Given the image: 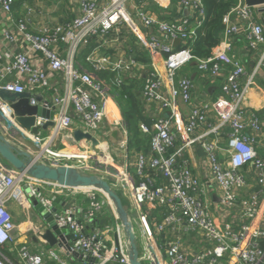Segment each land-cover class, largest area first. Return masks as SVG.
Segmentation results:
<instances>
[{"label": "built area", "instance_id": "1", "mask_svg": "<svg viewBox=\"0 0 264 264\" xmlns=\"http://www.w3.org/2000/svg\"><path fill=\"white\" fill-rule=\"evenodd\" d=\"M134 2L73 0L68 9L72 16L68 14L65 19L52 22L35 20L46 8L40 0H21L24 14L19 16L15 14L16 0H0V12L7 14L6 23L0 28V42L6 45L0 50V89L18 94L30 92L31 105L56 111L54 126L42 129L47 119L35 115L34 125L26 129L11 104L0 95V120L4 126L0 129L9 140L42 162L61 165L57 158L66 162L76 160L66 165L96 170L81 162L89 160L88 164H93L99 152L94 151L91 142L75 140L70 113L73 110L81 119L78 130L96 136L102 144L109 142L98 134L107 118L112 126L110 131L119 134L116 155L129 157V131L123 113L117 108L107 83L83 68L79 56L88 44L97 43L86 60L94 71H116L118 78L120 73L132 69L134 60L124 53L120 55L124 57L113 62L107 43L124 32L133 33L152 61L143 78L142 95L147 102L170 110L171 115L159 117L153 128L140 124L151 139L148 153L134 154L136 174L140 176L138 182L126 166L119 168L113 163L111 166L116 173L117 168L122 170L118 188L129 199V215L136 211L135 220L144 221L150 253L157 257L159 264H264V133L258 114L245 108L249 84L242 83L245 68L234 53L235 39L240 34L252 50L264 45V24L260 21L262 15L264 18L261 10L264 5L249 6L245 0H238L223 17L221 41L213 47L210 56L199 58L192 54L190 43L205 17L202 0H180L181 6L189 8L193 15H180L176 21L159 18L145 5L134 11ZM192 17H196L195 24L191 22ZM177 38L180 42L175 45ZM156 57L163 61L164 73L156 67ZM191 62L215 79L225 73L217 99L193 103L194 82L188 76L179 75ZM261 69L264 70V50L257 66V70ZM59 75L64 78L62 87L53 86L52 82ZM35 94L42 95L41 102L36 100ZM177 99L192 102L185 126L179 133L173 123ZM35 127H39L37 134L32 132ZM199 129L202 132L196 134ZM64 132L67 133L65 149L57 144L60 140L57 137ZM225 135L228 141L221 157L219 139ZM197 143L206 152L204 166L208 180L195 175L185 156V151ZM45 146L48 150L43 152ZM63 150L75 152L65 157L59 155L68 152ZM108 151L112 155L110 149ZM95 159L99 160L98 156ZM112 162L117 164L114 158ZM250 164L257 172L258 188L245 196L243 192L250 182L242 168ZM211 182L216 186L217 202L215 197H210L208 184ZM26 187L50 212L57 204L56 190L64 189L67 194L84 193L87 208L83 220L75 217V212L82 209L80 199L54 213L57 225L66 227L73 236L68 241L59 239V244L55 245L67 259L93 264L75 258L73 251H78L84 257L96 259V264H131L130 244L118 217L88 235L83 232L93 220L102 218L106 202L100 195L108 197L102 190L39 180L22 175L5 162H0V264H45L47 257L55 263L67 264L51 248L55 246L42 238L48 223L37 218L36 208L29 206ZM15 205L23 209L24 219L20 223L14 220L12 208ZM158 208H164L162 219L154 214ZM215 211L222 212V221L216 219ZM176 228L180 229V236L166 234ZM187 234L197 242L196 246L189 244L188 249L184 247ZM38 242L50 248L34 245ZM67 244L73 247L72 251ZM137 244L139 259L152 264L141 259L146 248L138 239Z\"/></svg>", "mask_w": 264, "mask_h": 264}, {"label": "crops", "instance_id": "2", "mask_svg": "<svg viewBox=\"0 0 264 264\" xmlns=\"http://www.w3.org/2000/svg\"><path fill=\"white\" fill-rule=\"evenodd\" d=\"M48 3H50L52 6H46L45 10H44V14L42 16H37L35 18L36 21H58V20H63L66 17H68V14L70 16H72L71 14V10H68L71 8V5H73L72 1L73 0H47ZM147 6L149 8V10L153 11L154 13H156L159 18L161 19H166L169 21H176L180 18V15L182 16H192V12L190 11L189 8L186 7H182L180 4V0H178L177 2L174 3V0H135L134 4H133V10L136 11L137 8H139L140 6ZM57 6V8H56ZM171 10H173V13L175 14V17L173 18L174 20H170L167 18H162L160 17L161 15H166L168 14ZM15 14L16 15H22L24 14V7H21V0H16V4H15ZM262 18L260 19V21L264 24V20H263V15L261 16ZM194 18V17H192ZM7 20V14L0 12V28H2L4 26V24L6 23ZM196 23V21H195ZM157 30H153V32H156ZM124 35V33H122ZM123 35L121 37H123ZM131 35V39H132V43L135 44L136 47L140 48L141 50H146L142 44L138 41V39L135 37V35L133 33H130ZM132 44L129 47V50L126 51L127 55L129 58L131 57L134 60L132 69L128 72H125L124 74H128L129 78H139L138 75L140 74V72L145 71L144 73L146 74L148 72V70L150 69V63L152 62L150 60V62L148 64L138 60L135 58L134 53H131L129 51L132 50ZM234 53L237 54V57L240 59V61L242 62L244 68H245V76H243L242 78V83L243 85H247L248 86V93L246 94V98L244 100V104H245V108L249 111L252 112H256L258 114V116L260 117V123H261V127H262V132L264 133V70H257V66L261 57V54L264 50V45H260L258 49L256 50H252L248 47L247 41L244 38V36L242 34L238 35L235 39V44H234ZM6 48V45L2 44L0 42V50H4ZM15 50V49H13ZM147 51V50H146ZM110 52L112 53L111 55V59L113 60V62L117 61L118 59H120L121 57L124 56H120L117 55L115 53L112 52V50H110ZM116 56V57H115ZM155 64L156 67L159 69V71L161 73H164L165 71V67L163 64V61L156 57L155 58ZM187 70L186 72L182 73L183 76H188L190 77L193 82H194V89H193V93H192V98H193V103H197V102H201V101H213L215 99L218 98V96L221 94V85L225 79V73H223L221 75V77L215 79L213 77H211L208 73L206 72H202L198 69L196 63L191 62L189 64H187ZM186 66V65H185ZM112 71V70H111ZM145 74H143V78L145 76ZM180 75V72H179ZM64 78L62 75H59L58 78L56 80H54L52 82L53 86L56 87H62ZM139 94H140V100H141V95L142 92L139 90ZM142 110L144 112V115L146 117L149 118V123H147L146 125L149 126L150 128H153V124L155 122V120H157L159 117L161 116H165L168 117L171 115V111L168 109H161L159 104L157 103H149L147 102L143 95H142ZM116 100V99H115ZM116 106L117 108L123 113L121 106L119 105V103L116 101ZM192 108V102L186 103L180 99L176 100V110L174 112V118H173V123L175 125V131L177 133H179L183 127L185 126V122H186V117L188 116V114L190 113V110ZM71 115L73 117V129L77 130L80 126H81V119L80 117L76 114L75 111L71 110ZM111 125L109 120L106 118L103 122H102V126L101 129L99 130L98 134L109 141L110 146L112 147H116L115 144H117L118 139H119V134L116 133V135L114 134V131H110L111 129ZM228 129H226V133H227ZM202 132V129H199L196 131V134H200ZM195 134V135H196ZM66 135L67 133H63L61 135H59L57 137V140L61 141L62 137L63 139H66ZM214 135H211V137ZM227 136H222L219 139V146H220V151H219V155L222 157V149L225 148L227 146ZM27 141V140H25ZM57 144H59V142H57ZM116 149H114V151L116 152ZM200 149H203L200 144H195L193 147L188 148L185 151V156L186 158H188L189 160V164L193 170V172L195 173V175H197L198 177H200L201 179L204 180H208V177L206 176V169L204 166V159H205V154L202 152H199ZM204 150V149H203ZM205 152V151H204ZM259 152L261 153V148H259ZM206 153V152H205ZM134 154L135 152H130L129 153V157L124 158V164L129 171L131 172V174L133 176L136 175V172H134L135 167V162H133L134 160ZM99 157V155H98ZM122 165V166H123ZM242 170L247 174V178L249 179V186L245 188L244 190V195L248 196L249 194H251L254 190H256L258 188V184L255 181L256 179V170L255 168L250 164L247 166H243ZM210 183V182H209ZM209 185V191H210V197H215L216 199H214L215 202L218 201V194H216V186L215 184H213L211 182V184ZM58 192H54V195H56V207L58 209L61 208H65L67 207V205H69L71 202H75L78 201V199L82 200V209L75 212V217L79 218L80 220L84 219V211L87 208V203L84 200V193L82 191L80 192H75L74 194H67L66 192H63L62 189H58L56 190ZM129 199L126 198V203H127V210H128V206H129ZM111 201V200H110ZM125 204V203H124ZM126 206V204H125ZM214 210V206L212 208ZM39 213V212H38ZM224 216L225 212H224ZM116 217L119 218L117 212H116V208H115V204L111 201L109 202V204L107 203L105 205L104 208V212L102 214V218H106L108 220L112 219L115 220ZM130 217L132 219L136 218L134 217V215H130ZM215 217L218 221H222L223 220V215L222 212H217L215 211ZM37 218H42V216L39 214V216H37ZM227 219V218H226ZM229 219L232 220V216H229ZM111 221V220H110ZM119 221L121 222L120 218ZM135 226H136V234H137V238L138 240L141 241V243L145 246L146 248V253L144 255H142L141 259L145 260V261H150V257H149V252H148V244L145 240V236L142 233L140 224L138 222V220H135ZM235 228H239V225L236 224ZM166 234H168V236L170 237H178L180 236V229L176 228V229H170ZM195 235V234H194ZM189 241L190 244H193L196 246V240L193 238L192 235L187 234L186 237ZM189 243L185 242L184 247L186 249L189 248ZM55 261L52 258L47 257L46 258V262L45 264H54Z\"/></svg>", "mask_w": 264, "mask_h": 264}, {"label": "water", "instance_id": "3", "mask_svg": "<svg viewBox=\"0 0 264 264\" xmlns=\"http://www.w3.org/2000/svg\"><path fill=\"white\" fill-rule=\"evenodd\" d=\"M249 6H260L264 5V0H245ZM261 10L264 12V6ZM264 20V18H263ZM179 38L175 40V45L179 43ZM0 95L6 101L11 104L15 115L21 126L26 129H30L35 123V115H40L45 117L47 120L43 124L42 129H48L55 125V109L47 110L40 106H33L30 104V98L33 96L30 92L25 93H13L7 90L0 89ZM36 100L38 102L42 101L41 94H35ZM32 132L39 133V127L32 129ZM113 135H116L114 132ZM74 138L78 142H91L96 148L100 142L96 136L89 133H85L81 130L74 131ZM199 152L205 154L203 149ZM0 158L8 165L14 167L22 175H28L30 177L44 180L52 181L58 184L64 185L66 187H95L102 190L109 199L115 204L116 212L124 226V230L127 234L129 244H130V261L131 264H145L139 259V248L137 244L136 234L133 229V223L129 212L123 202L122 196L116 191L112 186L111 182L101 176L96 174H89L87 172L78 170L73 166L68 165H52L46 162L38 160L30 152L24 150L13 141L9 140L2 130L0 129ZM28 192V200L37 209L42 218L48 223V228L42 235V238L50 245L55 246L59 244V239L62 241H68L73 239L72 234L67 232L66 227H59L56 223L55 212L58 211L57 207H54L52 212L47 211L40 200L34 196L33 192L29 187H26ZM111 221L106 218H98L93 220L91 226H87L83 232L88 235L91 231L101 228L105 225H110ZM36 240V238H34ZM70 251L73 250L70 244H67ZM73 256L93 264L97 263V260L84 255H80L78 251H73Z\"/></svg>", "mask_w": 264, "mask_h": 264}, {"label": "trees", "instance_id": "4", "mask_svg": "<svg viewBox=\"0 0 264 264\" xmlns=\"http://www.w3.org/2000/svg\"><path fill=\"white\" fill-rule=\"evenodd\" d=\"M177 1L178 0H174V3ZM202 2L205 17L202 24L197 29L196 38L190 43V48L194 56L206 58L210 56L213 47H215L221 41L224 30V15L238 3V0H202ZM160 17L174 20L173 18L175 17V14L173 13V10H171L168 14L161 15ZM195 21L196 17L191 18L192 24H195ZM131 44L132 50L129 52L134 53L136 59L148 64L150 62L148 52L136 47L132 42ZM96 45L97 43L92 42L83 48L80 53L79 61L82 65H85V69H91V65L86 60V55L91 52ZM96 76L98 78L108 77L107 79H115L116 81L117 72L111 70L97 71ZM126 80L127 83L119 81L117 82H119V86L121 87V92L119 93V105L122 108L123 117L129 131L128 148L131 152L133 151L136 153L143 151L148 153L150 151L151 137L150 135L145 134L140 127V124L149 123V118L144 115L142 110L143 103L139 100V90L141 91L142 89L143 76L136 79L127 77ZM135 87H137V89L132 90ZM123 202L126 204V198H123ZM164 213V208H158L154 212V214H156L159 219L163 218Z\"/></svg>", "mask_w": 264, "mask_h": 264}, {"label": "rangeland", "instance_id": "5", "mask_svg": "<svg viewBox=\"0 0 264 264\" xmlns=\"http://www.w3.org/2000/svg\"><path fill=\"white\" fill-rule=\"evenodd\" d=\"M38 1V0H37ZM40 3L42 4V5H45V6H52L50 3H48V1L47 0H40ZM35 5V4H34ZM56 8H57V6H56ZM116 37H118L116 40H114L113 42H109V43H107V48L109 49V51L110 50H112V52L113 53H115V54H117V55H121V54H124V53H126V51L129 49V47H130V45H131V42H132V39H131V35H130V33L129 32H124V35H123V37H120L119 35H117ZM116 57V56H115ZM87 66V65H86ZM89 66V65H88ZM82 67L84 68L85 67V65H82ZM187 67H188V65H186V66H184L179 72H180V75H182V73H184V72H186V70H187ZM90 71H91V74H93V75H97V71H94L92 68L90 69ZM145 71H143V72H140V74L138 75V77L139 78H141L142 77V73H144ZM145 74V73H144ZM127 77H129V75L128 74H124V73H120V77H118L117 79H116V81H115V79L114 80H112V79H107L108 77H100V78H98L99 80H101V81H103V82H105V83H107V85L109 86V89H110V92L112 93V95L114 96V98L116 99V101L119 103V93L121 92V87L119 86V82H124V83H127V80H126V78ZM117 81H119V82H117ZM139 86V85H138ZM126 87H129V86H126ZM140 87V86H139ZM135 89H137V87H135V88H133L132 90H135ZM141 98H142V95H141ZM143 99V98H142ZM140 100V99H139ZM141 101V100H140ZM120 104V103H119ZM18 139H21V140H23V137H18ZM60 143H59V146L60 147H62L63 149H65L66 148V145H64V143L66 142V140L65 139H61V141H59ZM27 143L29 144V146H32V147H35L36 148V146H34V144L31 142V141H27ZM43 145V143L42 144H40V146H42ZM109 145V146H108ZM115 146L116 147H112V146H110V144H109V142L106 144V147H107V150H109L110 149V152L112 153V155H110V153H109V155H110V157H111V159H115V161H116V163L118 164H115L114 162H112L113 163V166L115 165V166H117V167H119L120 168V166H122L123 164H124V161H123V157H118L117 155H116V153H115V151H114V149L115 148H117L118 147V145L117 144H115ZM99 147H96L95 149H94V151L95 152H99ZM63 151H68V152H75V151H73V150H71V151H69V150H63ZM109 152V151H108ZM99 155V154H98ZM98 155H96V156H94V160H93V164H88L89 163V160H87V161H81V159H79L81 162H84V163H86L88 166H89V168H94V169H96V170H89V169H87V168H85V171L84 170H81V171H84V172H87V173H89V174H96V175H98V176H101V177H104V178H106V179H108L110 182H111V184H112V186L116 189V191L118 192V193H120V195L123 197V198H126V196H125V194L121 191V190H119V188H118V185H117V182H118V179H120V171H122L121 169H119V168H117V172L118 173H116V171H114L115 169H113L112 168V166H104V165H102L101 163H99V162H97L96 161V157L98 156ZM57 161L58 162H60V163H62L61 165H66V163H68V164H73V162H76V160H70V162H66V160H64V159H62V158H57ZM0 162L1 163H3L4 161L0 158ZM133 162H135V159L133 160ZM68 166H71V165H68ZM123 166H125V165H123ZM136 167V166H135ZM134 172H136V168L134 169ZM139 175H135L134 176V180L136 181V182H138V180H139ZM61 185V184H60ZM63 192H67L66 190H64L63 189ZM101 198L103 199V200H105V202H106V204L108 203L109 204V202H111L110 201V199H109V197H106L105 195H103V193H101ZM29 206L31 207V208H33V209H35L34 207H33V205H31V203H30V201H29ZM126 207H127V203H126ZM12 212H13V216H14V220H15V222L16 223H20L21 221H23V219H24V214H23V209L22 208H20L19 206H13V208H12ZM35 215H36V217L37 216H39V213H38V211H37V209H35ZM133 215H134V217H136V215H138L137 213H136V211L135 212H133ZM132 220V223H135V218L134 219H131ZM124 227V226H123ZM124 232H125V230H124ZM125 234H126V232H125ZM128 238V237H127ZM136 238H137V236H136ZM187 242L189 243V241L187 240ZM190 244V243H189ZM34 245H36V246H40V247H45V248H50V246L49 245H45V244H43V243H41V242H38V243H34ZM51 248H53L60 256H61V258L64 260V261H66L67 262V264H81L79 261H77V260H75V261H70L69 259H67L66 257H65V255L61 252V249H60V247L59 246H55V247H51ZM140 248V247H139ZM149 257H150V262L152 263V264H155L154 263V260H153V258L149 255ZM54 264H62V263H54ZM146 264H150V263H148V262H146Z\"/></svg>", "mask_w": 264, "mask_h": 264}, {"label": "bare ground", "instance_id": "6", "mask_svg": "<svg viewBox=\"0 0 264 264\" xmlns=\"http://www.w3.org/2000/svg\"><path fill=\"white\" fill-rule=\"evenodd\" d=\"M1 122H2V120H0V127L1 128H4V126L1 124ZM17 130V129H16ZM100 149H99V160L97 161V162H99V163H101L102 165H104V166H111L112 165V159H111V157H110V155H109V152H108V150H107V148H106V144H102V143H100V145L98 146ZM48 150V147L47 146H45L44 147V149H43V152H46ZM42 154V152H40L39 154H38V156H40ZM59 155H61V156H71L72 154H69V152H63V153H59ZM83 157H86V158H88L87 156H83ZM78 170H84L85 171V167L84 166H81V167H78L77 168ZM139 222V224H140V227H141V230H142V233H143V235L145 236V234H144V221H138ZM133 229H134V232H135V234H136V226H135V223H133ZM136 236H137V234H136ZM126 237H127V234H126ZM138 239V238H137ZM129 241V240H128ZM147 244H148V252H149V255L153 258V260H154V263L155 264H159V262H158V259H157V257L155 256V255H152L150 252H151V249H150V247H149V243L147 242Z\"/></svg>", "mask_w": 264, "mask_h": 264}]
</instances>
